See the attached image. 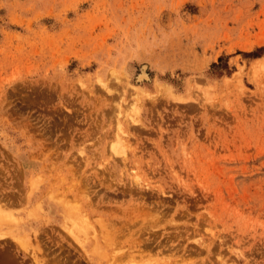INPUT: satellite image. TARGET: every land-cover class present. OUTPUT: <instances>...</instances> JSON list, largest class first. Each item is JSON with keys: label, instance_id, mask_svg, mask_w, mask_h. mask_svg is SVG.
<instances>
[{"label": "rangeland", "instance_id": "rangeland-1", "mask_svg": "<svg viewBox=\"0 0 264 264\" xmlns=\"http://www.w3.org/2000/svg\"><path fill=\"white\" fill-rule=\"evenodd\" d=\"M0 264H264V0H0Z\"/></svg>", "mask_w": 264, "mask_h": 264}, {"label": "bare ground", "instance_id": "bare-ground-1", "mask_svg": "<svg viewBox=\"0 0 264 264\" xmlns=\"http://www.w3.org/2000/svg\"><path fill=\"white\" fill-rule=\"evenodd\" d=\"M143 76H145V68L144 67H142L141 68V72H140V78L141 77H143ZM134 122V121H133ZM118 139V138H117ZM119 140V139H118ZM117 141V140H116ZM120 143V142H119ZM122 143V142H121ZM117 145H120V144H118V142H117ZM118 147V146H117ZM115 148V147H114ZM120 148V147H119ZM121 149V148H120ZM120 151V150H119ZM115 152V151H114ZM118 152V151H117ZM116 153V152H115ZM121 154V153H120ZM123 155V154H122ZM134 183V182H133ZM137 183V182H136ZM136 183H134V184H136ZM139 183V182H138ZM137 183V184H138ZM136 184V185H137ZM164 193V192H163ZM161 194V193H160ZM79 207V206H78ZM82 213V212H81ZM83 216V215H82ZM85 216V215H84ZM86 218V217H85ZM88 220V219H87ZM105 222V221H104ZM90 224V223H89ZM93 225V224H92ZM90 229V228H89ZM75 230V229H74ZM109 237V236H108ZM39 242V241H38Z\"/></svg>", "mask_w": 264, "mask_h": 264}]
</instances>
